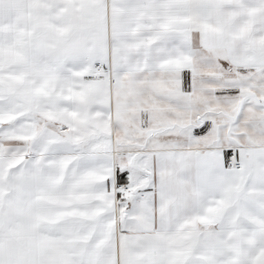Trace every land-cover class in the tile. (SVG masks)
Segmentation results:
<instances>
[{
  "label": "snow or ice",
  "instance_id": "obj_1",
  "mask_svg": "<svg viewBox=\"0 0 264 264\" xmlns=\"http://www.w3.org/2000/svg\"><path fill=\"white\" fill-rule=\"evenodd\" d=\"M0 264H264V0H0Z\"/></svg>",
  "mask_w": 264,
  "mask_h": 264
}]
</instances>
